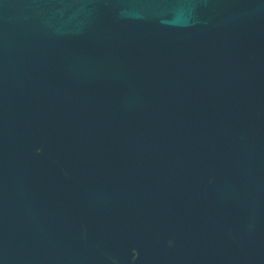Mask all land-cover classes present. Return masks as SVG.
Wrapping results in <instances>:
<instances>
[{
	"label": "water",
	"instance_id": "95a60500",
	"mask_svg": "<svg viewBox=\"0 0 264 264\" xmlns=\"http://www.w3.org/2000/svg\"><path fill=\"white\" fill-rule=\"evenodd\" d=\"M0 264H264V0H0Z\"/></svg>",
	"mask_w": 264,
	"mask_h": 264
}]
</instances>
